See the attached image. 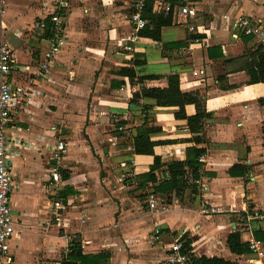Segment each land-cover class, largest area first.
Masks as SVG:
<instances>
[{"label": "crops", "instance_id": "1", "mask_svg": "<svg viewBox=\"0 0 264 264\" xmlns=\"http://www.w3.org/2000/svg\"><path fill=\"white\" fill-rule=\"evenodd\" d=\"M131 3L6 0L0 42L12 54L16 70L11 76L17 83L44 59L54 38V29L48 38L38 28L39 19L55 18L61 24L48 80L33 78L28 102L11 117L10 159L16 186L11 194L15 231L8 242L10 264H59L71 234L80 236L85 254H109L107 264H169L170 244L186 239L190 249L181 252L188 251L189 258L264 264V242L260 241V256L248 249L250 241H258L252 233L264 231V83H250L242 70L250 53L264 46L235 26L244 16L264 29V0H195L194 16L170 14L172 23L159 29L158 40L142 34L143 28L134 43L128 41L133 32ZM146 7V29L152 30L156 19L168 14L153 12L151 1ZM126 45L132 50L126 51ZM172 75L177 76L181 93L197 92L202 98L206 115L196 133H190L186 119L177 116V106H158L141 95L142 89L167 88ZM182 113L193 116L194 105H184ZM119 127L122 130H116ZM142 127L158 128L148 135L157 143L153 151L162 164L154 171L156 183L140 179L153 156L132 153V140ZM61 130H66L63 135ZM195 137L200 139L197 144ZM56 139L67 144L60 157L67 167L61 183L66 184L69 212L57 223L43 222L51 201L41 197L39 180L56 166L44 157L50 155L44 146ZM192 146L204 149L205 161L198 162L201 174L197 169L198 178L193 180L186 169L188 187L183 195L165 192L169 212L152 214L148 195L167 179L165 164L184 161L186 148ZM233 166L237 167L230 174ZM124 173L132 178L131 184L124 181ZM203 207L225 211L206 214ZM251 209L260 217L246 219ZM154 225L161 235L151 246L147 236ZM231 232L239 233L248 253L229 251L226 239Z\"/></svg>", "mask_w": 264, "mask_h": 264}, {"label": "built area", "instance_id": "2", "mask_svg": "<svg viewBox=\"0 0 264 264\" xmlns=\"http://www.w3.org/2000/svg\"><path fill=\"white\" fill-rule=\"evenodd\" d=\"M149 1L152 2V10L155 13L190 18L196 12L195 0H176L175 3L162 0H132L129 21L133 32L128 38V41L131 43H134L136 40V32L142 30L147 25V20L142 17V13ZM6 5V0H0V17L4 13ZM45 21L44 18L39 19L37 22V26L41 31H45L46 29ZM50 22L53 24L55 35L44 55V59L33 66L30 74L20 83H17L11 76L14 70H16L12 54L7 45L0 42V264H10L11 255L8 242L15 231L11 204V194L16 186L10 159V145L14 141V136L10 131L12 129L10 126L12 122L11 117L16 109L22 108L28 102L33 91L32 85L34 84V79L43 78L48 80L49 62L54 58L61 41L59 36L61 30L60 22L55 18L50 19ZM235 26L244 34L254 35L258 39V42L264 46V29L258 23L247 17L240 16L237 18ZM188 30L193 31V27L188 26ZM124 47L126 51L132 50L130 45ZM116 130L120 131L122 128L119 127ZM66 147L67 144L63 140L56 139L52 144L50 152L55 158H58L65 153ZM204 161V155H200L198 162L203 163ZM201 171V168H199L198 173L201 174ZM128 174L131 176L132 172L128 171ZM49 179L50 182L55 184L61 183V174L56 166L50 168ZM195 183L197 184L199 181H195ZM147 208L154 215H163L169 212L170 204L166 197L151 193L148 195ZM201 211L211 214L222 213L225 210L219 207H203ZM245 217H247L246 219H257L260 217V214L258 210L251 209L250 213ZM160 235L159 226L154 225L152 231L147 236V242L151 246L155 245L159 241ZM182 248L183 243L179 240L170 244L168 250L173 255L168 259L169 264H186L189 261L188 251L182 253ZM262 248L263 246L260 241H250L248 244V249L255 253L256 256L263 254Z\"/></svg>", "mask_w": 264, "mask_h": 264}, {"label": "trees", "instance_id": "3", "mask_svg": "<svg viewBox=\"0 0 264 264\" xmlns=\"http://www.w3.org/2000/svg\"><path fill=\"white\" fill-rule=\"evenodd\" d=\"M148 8L146 7L142 13V17L145 18L146 14H149ZM146 19V18H145ZM45 36L51 37L53 24L49 19L46 21ZM172 23L171 15L158 17L154 22V28L149 30L144 27L142 34L159 39V29L162 26L170 25ZM249 62L245 67L242 68L249 78L250 83H264V47L258 46L253 52L249 55ZM123 72V70H120ZM129 76H133V71L131 69L124 70ZM141 95L144 97H149L155 100L158 106H177L178 117H182L187 121V127L190 133H196L200 130V122L205 117V113L202 111V98L197 92H188L181 93L178 89V78L177 76L168 77V87L164 89L160 88H150L142 89ZM186 104H193L195 107V114L193 116L186 117L183 112V107ZM158 128H138L136 136L132 140L131 148L133 154L141 155H151L154 158L153 164L150 166L149 171L146 174L140 176L142 182H151L156 183V178L154 176V171L162 166L160 159L154 155L153 148L157 144L154 141H151L148 135L151 132L157 131ZM194 143H199V138H192ZM204 153L203 148L189 147L186 148V158L184 161H170L165 164L167 170V179L162 181L160 184H156L153 189V193L166 197L168 191L174 192L176 197H181L188 187V179L186 177V169H189L191 173V178L193 180L198 178V157ZM237 166H233L229 173L234 174L233 170ZM66 174L62 172V179H66ZM142 187V185H141ZM165 193V194H164ZM168 202L169 199L167 198ZM253 237L255 240L264 242V231H254ZM184 239L186 236H182ZM182 238V239H183ZM226 244L229 251L236 255H241L248 253L246 244L240 242V237L238 232H231L226 239ZM190 249V240L186 239L183 242V250ZM109 259V254L106 252H100L98 254H85L81 246V239L78 234H74L72 239L67 244L66 251L62 254L61 261L59 264H107ZM186 264H237L234 262H229L217 257L207 258L201 256L199 258L190 257L189 261Z\"/></svg>", "mask_w": 264, "mask_h": 264}, {"label": "rangeland", "instance_id": "4", "mask_svg": "<svg viewBox=\"0 0 264 264\" xmlns=\"http://www.w3.org/2000/svg\"><path fill=\"white\" fill-rule=\"evenodd\" d=\"M65 131L66 130H61V135H63ZM51 144H48L47 146H44L46 148V150H48V152L50 154L49 157L48 156H44V157H46V160H48L51 164H56V167L58 168V170L60 171V174L62 176V172L66 173L67 167L63 165V163H62L63 160H62L61 157L57 158L58 161L54 160L55 158L52 157L51 152H50L51 147H52ZM35 147H36V145L34 146V148ZM52 158H54V159H52ZM52 160H54L55 163H52L51 162ZM49 170H50V168L46 172L45 169H44L43 170V174L45 172H46V174H45L44 178L41 177V179L39 180V182H40L39 188H40L41 197H42V194H44L48 198V201L49 202L51 201L50 203H48V205L46 204V206H47L46 207L47 208L46 214H47L48 218L45 217L43 222H46L47 220L50 219L49 221L57 223V220L61 218V216H60L61 214H62V216H63V214L67 215V212H69L68 208L65 209V206L68 205L67 196L65 194L66 184H64V183L60 184L59 183L58 185L54 186V183L50 182V179H49ZM123 176H125V180L124 181L127 182V184H131L132 178H129L128 175H125V173L123 174ZM48 186H50V187H48ZM44 187H45V189H44ZM57 187H59V189ZM13 196H16V191L13 194ZM46 224L47 223H45V225ZM42 227H45V226H41V228H40L41 232L43 231ZM60 234H61L62 238L65 237V235L63 233H60ZM73 235L74 234H71V235L67 236L66 242L64 243L65 247H64V249L62 248V251L63 250L66 251L67 244L72 239Z\"/></svg>", "mask_w": 264, "mask_h": 264}]
</instances>
